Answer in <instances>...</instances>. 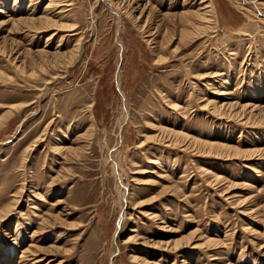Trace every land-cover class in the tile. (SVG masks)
Instances as JSON below:
<instances>
[{"label": "rangeland", "instance_id": "374dc122", "mask_svg": "<svg viewBox=\"0 0 264 264\" xmlns=\"http://www.w3.org/2000/svg\"><path fill=\"white\" fill-rule=\"evenodd\" d=\"M50 3L0 0V264H264V0Z\"/></svg>", "mask_w": 264, "mask_h": 264}, {"label": "bare ground", "instance_id": "6f19581e", "mask_svg": "<svg viewBox=\"0 0 264 264\" xmlns=\"http://www.w3.org/2000/svg\"><path fill=\"white\" fill-rule=\"evenodd\" d=\"M50 4H53L54 3V0H50ZM61 6V5H60ZM59 7V6H58ZM0 14L2 15V14H6V11H5V9L4 8H0ZM49 17V16H48ZM44 19V18H43ZM48 21V20H47ZM46 21V23L47 24H49V25H51V23H49V21L47 22ZM52 25H56L55 23L54 24H52ZM58 29L60 30L61 29V27H58ZM56 34V33H55ZM53 35V34H52ZM12 111L11 112H9L8 114H6L5 116H3V118L2 119H0V128L2 127V126H4L5 124H6V122H7V120L8 119H10V117L11 116H13L12 115ZM15 115V114H14ZM208 144V143H207ZM211 147V146H210ZM218 147V146H217ZM214 148V147H213ZM219 148H221V147H219ZM11 211V209H10V207L9 208H6V209H1L0 210V220L1 221H5L7 218H8V216H10L11 215V213L12 212H10ZM36 232V231H35ZM38 233V232H37ZM37 233H34V235H32V236H36V234ZM176 242V241H175ZM169 244V243H168ZM172 244H175L174 242L172 243ZM176 245V244H175ZM178 246V244L176 245V247Z\"/></svg>", "mask_w": 264, "mask_h": 264}]
</instances>
